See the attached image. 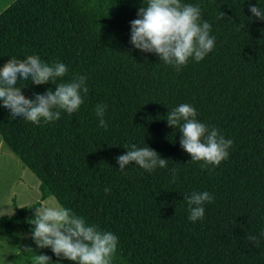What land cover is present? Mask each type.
<instances>
[{
    "label": "trees",
    "instance_id": "1",
    "mask_svg": "<svg viewBox=\"0 0 264 264\" xmlns=\"http://www.w3.org/2000/svg\"><path fill=\"white\" fill-rule=\"evenodd\" d=\"M180 2L200 8L215 44L179 71L130 43L144 0H15L0 13V68L36 55L64 63L63 82L86 76L88 88L76 112L48 124L13 118L0 106L1 141L40 192L36 204L0 217V234H31L29 216L53 197L117 236L112 264H264V21L249 10H264V0ZM16 86L29 99L55 90L30 80ZM99 103L107 105V129L94 114ZM183 103L233 141L219 166L190 162L179 129L167 125L168 111ZM133 145L150 147L168 166L148 173L130 164L122 173L115 157ZM194 191L214 197L195 223L184 201ZM42 255L56 264L50 248Z\"/></svg>",
    "mask_w": 264,
    "mask_h": 264
},
{
    "label": "clouds",
    "instance_id": "2",
    "mask_svg": "<svg viewBox=\"0 0 264 264\" xmlns=\"http://www.w3.org/2000/svg\"><path fill=\"white\" fill-rule=\"evenodd\" d=\"M249 10L253 17L264 21V10L258 6H250ZM137 16L130 25L133 48L142 53L156 54L159 61L177 71L190 58L195 62L202 61L214 48L211 25L201 21L198 6L182 4L180 0H144ZM244 27L241 23L240 28ZM67 71L64 63L48 64L36 55H29L23 61L8 59L0 68V106L10 111L11 117L36 125L59 120L62 111L73 114L84 102L81 93L88 92L87 77L77 75L71 81L63 82ZM20 80H30L33 86L52 84L55 90L49 88L43 94L34 93V99H29L22 94V88L16 86ZM106 108L107 105L99 103L94 110L98 126L104 129L108 127ZM166 122L170 128L179 129L181 148L191 156L190 162H199L202 169L219 166L228 158L233 141L225 139L215 127L209 128L198 121L197 110L192 105L183 103L168 111ZM115 159L122 173L130 164L148 173L168 166V160L162 159L148 146L133 145ZM175 171L172 169L173 182ZM104 191L108 193L110 188ZM213 200L207 191L185 195L184 201L190 213L188 219L193 223L202 220L205 215L203 205ZM11 211L13 215L15 210ZM27 223L31 226V239L36 247L50 248L57 257L56 264H60L61 259L73 264H112L115 258L117 236L100 231L58 202H42L34 208V218ZM250 240L258 243L255 236ZM24 250L34 254V264H53L47 255H36L30 247Z\"/></svg>",
    "mask_w": 264,
    "mask_h": 264
},
{
    "label": "rangeland",
    "instance_id": "3",
    "mask_svg": "<svg viewBox=\"0 0 264 264\" xmlns=\"http://www.w3.org/2000/svg\"><path fill=\"white\" fill-rule=\"evenodd\" d=\"M14 1L0 0V13ZM0 142V217H2L12 216L11 210H15V207L36 204L40 201V192L38 179L3 144L1 138ZM45 201L56 202L53 197ZM33 218L34 215L29 216V220ZM26 247L32 248L36 255H42L45 250L36 247L31 234L20 231H15L12 237L0 234V264H34V254L25 251Z\"/></svg>",
    "mask_w": 264,
    "mask_h": 264
},
{
    "label": "crops",
    "instance_id": "4",
    "mask_svg": "<svg viewBox=\"0 0 264 264\" xmlns=\"http://www.w3.org/2000/svg\"><path fill=\"white\" fill-rule=\"evenodd\" d=\"M0 147H1V142H0Z\"/></svg>",
    "mask_w": 264,
    "mask_h": 264
}]
</instances>
